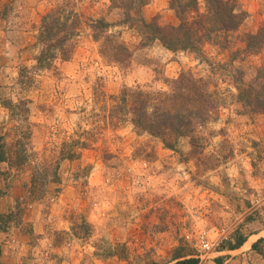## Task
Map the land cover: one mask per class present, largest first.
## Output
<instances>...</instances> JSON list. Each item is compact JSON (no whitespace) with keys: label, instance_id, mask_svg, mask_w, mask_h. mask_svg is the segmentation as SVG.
Returning a JSON list of instances; mask_svg holds the SVG:
<instances>
[{"label":"rangeland","instance_id":"1","mask_svg":"<svg viewBox=\"0 0 264 264\" xmlns=\"http://www.w3.org/2000/svg\"><path fill=\"white\" fill-rule=\"evenodd\" d=\"M66 3L84 21L75 52L40 69L41 19ZM240 3L239 29L195 54L143 47L109 0H0V135L9 159L0 214L15 213L0 220V264H172L183 255L264 264L249 244L264 232V114H248L238 100L264 68V46L245 50L247 35L264 28V0ZM142 15L180 24L168 0H151ZM101 17L131 51L126 64L100 54L88 24ZM183 73L202 80L216 105L199 127L200 155L189 138L170 150L138 133L120 103L130 91L170 92ZM238 233L247 242L228 252ZM202 240L218 245L205 253Z\"/></svg>","mask_w":264,"mask_h":264},{"label":"trees","instance_id":"2","mask_svg":"<svg viewBox=\"0 0 264 264\" xmlns=\"http://www.w3.org/2000/svg\"><path fill=\"white\" fill-rule=\"evenodd\" d=\"M150 1L109 0V11H120L121 20L118 23L140 31L143 47L160 42L165 49L175 53L189 51L201 54L204 43L213 41L214 36H226L237 31L247 17L240 0H205L203 13L198 0H168L169 9L180 20V24L176 27L161 26L157 22H147L142 15L143 8ZM83 24L82 15L67 3L57 5L46 13L41 19L38 34L41 47L37 57L38 68L48 69L57 60H70ZM116 26L107 17L90 19L88 24L93 39L100 44V54L108 61L124 65L130 61L132 55L120 34L113 33ZM246 39L245 50L251 54L258 53L264 46V28L257 34L247 35ZM202 82L183 73L173 82L170 92L150 94L142 90L130 91L129 94L124 93L120 103L122 108H129L126 112L131 116V122L138 133L161 139L170 150H175L179 139L189 138L191 153L200 155L205 148L201 143L203 137L199 127L211 118L210 108L215 105L209 100L212 97L205 86L204 89L200 88L203 87ZM256 84L255 90L250 85L239 91L238 100L248 114H264V68L259 70ZM129 102L131 105H127ZM8 160L6 146L0 135V174L1 165ZM14 214H0V220L12 218ZM246 241L247 237L238 233L235 240L228 241L224 249H240ZM262 244L264 238L255 242L252 250L264 258ZM222 262L223 257L216 259L217 264ZM200 263L201 258L198 255H183L172 264Z\"/></svg>","mask_w":264,"mask_h":264},{"label":"built area","instance_id":"3","mask_svg":"<svg viewBox=\"0 0 264 264\" xmlns=\"http://www.w3.org/2000/svg\"><path fill=\"white\" fill-rule=\"evenodd\" d=\"M215 245H218V244H211V243H209V242H207V241H205V240H202L201 241V251L202 252H210V251H212V250H214L215 249Z\"/></svg>","mask_w":264,"mask_h":264},{"label":"crops","instance_id":"4","mask_svg":"<svg viewBox=\"0 0 264 264\" xmlns=\"http://www.w3.org/2000/svg\"><path fill=\"white\" fill-rule=\"evenodd\" d=\"M263 233L264 232H261V233H258V234H254L253 236H252V241L249 243L250 244V247L252 248V245L255 243V242H257L259 239H261V238H264V235H263ZM249 240V239H248ZM247 242V241H246ZM245 242V243H246ZM245 245V244H244ZM243 245V246H244ZM242 246V247H243ZM241 247V248H242ZM241 248L240 249H237V250H230V251H228V252H233V251H239V250H241Z\"/></svg>","mask_w":264,"mask_h":264}]
</instances>
